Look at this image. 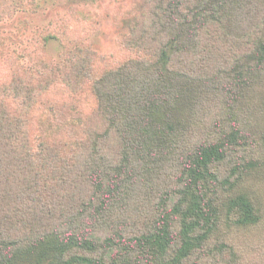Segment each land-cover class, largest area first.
Returning a JSON list of instances; mask_svg holds the SVG:
<instances>
[{
  "label": "trees",
  "instance_id": "trees-1",
  "mask_svg": "<svg viewBox=\"0 0 264 264\" xmlns=\"http://www.w3.org/2000/svg\"><path fill=\"white\" fill-rule=\"evenodd\" d=\"M100 28L0 53V264H264V0H142L113 68Z\"/></svg>",
  "mask_w": 264,
  "mask_h": 264
},
{
  "label": "rangeland",
  "instance_id": "rangeland-1",
  "mask_svg": "<svg viewBox=\"0 0 264 264\" xmlns=\"http://www.w3.org/2000/svg\"><path fill=\"white\" fill-rule=\"evenodd\" d=\"M142 0H37L35 13L20 14L13 21L0 26V53L8 49L18 50L21 46L27 45L34 33H38L54 17L65 15L70 11H77L79 17L85 22L97 19L101 28L99 34L94 38V48L98 57L105 58L104 61L98 59L99 66L113 68L120 64L123 59H128L130 55L122 50L119 45L120 31L123 22L129 16L131 11L138 8ZM84 17V18H83ZM59 46L51 41L46 48V52L51 57H56ZM1 54L0 59H2ZM3 60V59H2ZM1 61V60H0ZM1 71V69H0ZM49 94L48 99L56 103L59 96ZM80 104V111L84 114L86 104L89 102L88 95H84ZM59 103V101H58ZM33 123L38 119L46 120L45 110L34 111Z\"/></svg>",
  "mask_w": 264,
  "mask_h": 264
}]
</instances>
